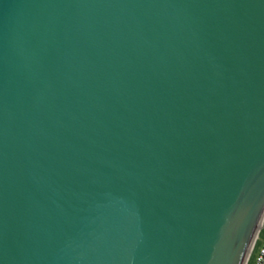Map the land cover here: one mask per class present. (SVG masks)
I'll return each instance as SVG.
<instances>
[{
    "label": "water",
    "instance_id": "obj_1",
    "mask_svg": "<svg viewBox=\"0 0 264 264\" xmlns=\"http://www.w3.org/2000/svg\"><path fill=\"white\" fill-rule=\"evenodd\" d=\"M263 220L264 0H0V264H247Z\"/></svg>",
    "mask_w": 264,
    "mask_h": 264
},
{
    "label": "built area",
    "instance_id": "obj_2",
    "mask_svg": "<svg viewBox=\"0 0 264 264\" xmlns=\"http://www.w3.org/2000/svg\"><path fill=\"white\" fill-rule=\"evenodd\" d=\"M263 227H264V222H263V224H262V227H261V229H260V233H259L258 237L260 236ZM257 241H258V238H257V240H256V244H257ZM256 244H255V245H256ZM255 245H254V248L252 249V252H251V254H250V256H249V259H248V262H247L248 264H249L250 259H251V257H252V256H251L252 253L255 252V251H254V250H255ZM254 264H264V241H263V243L261 244V246H260V248H259V250H258V252H257V254H256V256H255Z\"/></svg>",
    "mask_w": 264,
    "mask_h": 264
},
{
    "label": "crops",
    "instance_id": "obj_3",
    "mask_svg": "<svg viewBox=\"0 0 264 264\" xmlns=\"http://www.w3.org/2000/svg\"><path fill=\"white\" fill-rule=\"evenodd\" d=\"M263 240H264V235H263V232H261V234H260V236H259V240L257 241L258 242V244H257V246H255V254L258 252V250H259V248H260V246H261V244H262V242H263ZM254 260L252 259L250 262H249V264L251 263V262H253ZM253 264H254V262H253Z\"/></svg>",
    "mask_w": 264,
    "mask_h": 264
},
{
    "label": "rangeland",
    "instance_id": "obj_4",
    "mask_svg": "<svg viewBox=\"0 0 264 264\" xmlns=\"http://www.w3.org/2000/svg\"><path fill=\"white\" fill-rule=\"evenodd\" d=\"M262 227V226H261ZM260 227V229H261ZM262 232H263V235H264V227L262 228ZM258 240H259V237H258ZM264 241V240H263ZM263 243V242H262ZM256 246V245H255ZM251 254V253H250ZM257 254V253H256ZM256 254L253 252L251 256H253V260L255 259V256ZM254 262V261H253ZM253 262H251L250 264H253ZM248 264V263H247Z\"/></svg>",
    "mask_w": 264,
    "mask_h": 264
},
{
    "label": "bare ground",
    "instance_id": "obj_5",
    "mask_svg": "<svg viewBox=\"0 0 264 264\" xmlns=\"http://www.w3.org/2000/svg\"><path fill=\"white\" fill-rule=\"evenodd\" d=\"M263 222H264V220H263ZM263 222H262V224H263ZM262 226V225H261ZM260 231V230H259ZM259 233V232H258ZM258 236V235H257ZM256 239H257V237H256ZM255 243V242H254ZM254 246V245H253Z\"/></svg>",
    "mask_w": 264,
    "mask_h": 264
},
{
    "label": "trees",
    "instance_id": "obj_6",
    "mask_svg": "<svg viewBox=\"0 0 264 264\" xmlns=\"http://www.w3.org/2000/svg\"><path fill=\"white\" fill-rule=\"evenodd\" d=\"M257 244H258V242H257ZM257 244H256V246H257ZM253 259V256L251 257V259H250V261Z\"/></svg>",
    "mask_w": 264,
    "mask_h": 264
}]
</instances>
